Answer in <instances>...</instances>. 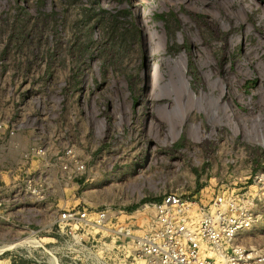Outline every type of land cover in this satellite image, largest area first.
Here are the masks:
<instances>
[{
    "label": "rangeland",
    "instance_id": "1",
    "mask_svg": "<svg viewBox=\"0 0 264 264\" xmlns=\"http://www.w3.org/2000/svg\"><path fill=\"white\" fill-rule=\"evenodd\" d=\"M52 112L60 142L98 165L67 206L110 208L112 221L64 233L60 203L15 189L21 234L0 223V245L30 241L1 252L0 264H146L119 232L149 222L146 202L178 191L206 204L227 188L254 198L239 241L264 251V0H0V117L21 122L0 150L47 141ZM130 141L146 150H125ZM5 165L2 193L14 185L16 164Z\"/></svg>",
    "mask_w": 264,
    "mask_h": 264
},
{
    "label": "built area",
    "instance_id": "2",
    "mask_svg": "<svg viewBox=\"0 0 264 264\" xmlns=\"http://www.w3.org/2000/svg\"><path fill=\"white\" fill-rule=\"evenodd\" d=\"M51 88H55V83ZM52 116V121L46 123L49 139L39 144L34 141L7 171L14 185L6 193L0 191V222L15 216L9 206L14 199L11 195L18 189L34 203H60L59 209L53 211L54 223L64 233L70 226L106 227L113 217L110 208L66 204L75 196L68 190L79 186L80 179L91 181L93 167L98 165L91 167L90 159L76 143L60 142L54 133V112ZM20 127L17 116L0 117V140L15 136ZM28 127L37 129L36 125ZM248 192L227 188L214 193L204 204L202 199L169 191L144 204V209L153 210L148 223L139 229L126 224L119 232L131 244V253L146 264H264L263 250L239 241L254 222V198ZM138 230L140 234L136 233Z\"/></svg>",
    "mask_w": 264,
    "mask_h": 264
},
{
    "label": "crops",
    "instance_id": "3",
    "mask_svg": "<svg viewBox=\"0 0 264 264\" xmlns=\"http://www.w3.org/2000/svg\"><path fill=\"white\" fill-rule=\"evenodd\" d=\"M14 141L13 140L10 141V145H12L14 143ZM168 143H171L174 145L176 143V141L158 142V146L165 147L168 145ZM144 147H145L144 141H142V142L141 141L140 142L139 141H136V142L130 141V142H127V148L125 150H146ZM103 150H116V149L109 147V148H106ZM24 151L25 150H0V170L4 169V168H2L1 165L6 166L5 165L6 163L11 164V166H13L14 164H17ZM8 157L12 159L11 163H8L9 162ZM11 217H12V221H9V222L1 221L0 223L6 225L7 228H10L13 231L11 235L14 236V238H15V237L19 236V234H21V230H20L21 227L15 225V220H16L15 218H17V216H11ZM3 235L6 236L7 234L5 232H3Z\"/></svg>",
    "mask_w": 264,
    "mask_h": 264
},
{
    "label": "bare ground",
    "instance_id": "4",
    "mask_svg": "<svg viewBox=\"0 0 264 264\" xmlns=\"http://www.w3.org/2000/svg\"><path fill=\"white\" fill-rule=\"evenodd\" d=\"M145 14V13H144ZM147 14V13H146ZM144 16V15H143ZM147 16V15H146ZM144 18V17H143ZM142 19V18H141ZM142 21H146L145 19H143ZM154 47V46H153ZM152 47V48H153ZM155 60V50H152L151 51V54H150V60L149 61H154ZM159 79H160V72L158 70V66L156 65H152L151 68H150V72H149V80H150V88H151V94L153 92H156L157 88H158V84H159ZM189 88V87H188ZM190 90V89H189ZM234 114V110L231 109L230 111V116H233ZM238 123V121H237ZM27 241L24 239L20 240V241H17V242H12V243H9V244H3V245H0V253L5 251V250H8V249H11L12 247H15L17 245H20L22 243H27L29 242V238H26Z\"/></svg>",
    "mask_w": 264,
    "mask_h": 264
}]
</instances>
